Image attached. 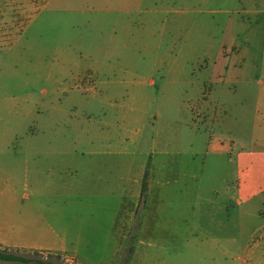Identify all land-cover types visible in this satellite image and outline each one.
I'll list each match as a JSON object with an SVG mask.
<instances>
[{"label": "rangeland", "instance_id": "obj_1", "mask_svg": "<svg viewBox=\"0 0 264 264\" xmlns=\"http://www.w3.org/2000/svg\"><path fill=\"white\" fill-rule=\"evenodd\" d=\"M263 50L264 0H0V264H264Z\"/></svg>", "mask_w": 264, "mask_h": 264}, {"label": "crops", "instance_id": "obj_2", "mask_svg": "<svg viewBox=\"0 0 264 264\" xmlns=\"http://www.w3.org/2000/svg\"><path fill=\"white\" fill-rule=\"evenodd\" d=\"M7 2L9 3V1ZM8 6L9 5H6V8ZM149 28L151 27L149 26ZM258 51H260V49L258 48L255 49L253 54L255 55ZM259 55H261V57L256 56L253 58L261 59L262 61H259V64H264V50L261 53H259ZM215 148L219 154L228 153V149H229V148L227 149V147H225L224 144L219 142L217 143ZM231 151L235 153L236 157H234V159L236 158V161L237 158L240 159L238 160L240 165L242 162H247V161L253 162L264 159V81L263 80L259 82V88L256 95V116H255V123L253 125L251 137L248 139L240 140L239 144L234 149H231ZM230 159L233 160L232 157H230ZM261 228H264V223L261 225ZM263 234H264V229H263ZM230 236H232L231 233ZM232 240L236 241V238L233 237ZM0 243L6 246H12L7 243L1 231H0Z\"/></svg>", "mask_w": 264, "mask_h": 264}, {"label": "trees", "instance_id": "obj_3", "mask_svg": "<svg viewBox=\"0 0 264 264\" xmlns=\"http://www.w3.org/2000/svg\"><path fill=\"white\" fill-rule=\"evenodd\" d=\"M0 259L2 260H10L15 262L29 263L30 259L18 253H5L0 251Z\"/></svg>", "mask_w": 264, "mask_h": 264}]
</instances>
